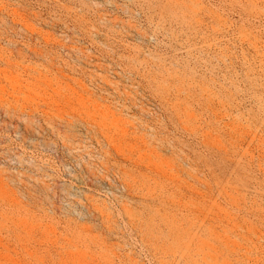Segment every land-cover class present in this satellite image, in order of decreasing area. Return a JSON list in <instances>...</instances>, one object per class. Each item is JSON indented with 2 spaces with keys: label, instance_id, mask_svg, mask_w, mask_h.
Here are the masks:
<instances>
[{
  "label": "rangeland",
  "instance_id": "rangeland-1",
  "mask_svg": "<svg viewBox=\"0 0 264 264\" xmlns=\"http://www.w3.org/2000/svg\"><path fill=\"white\" fill-rule=\"evenodd\" d=\"M0 264H264V0H0Z\"/></svg>",
  "mask_w": 264,
  "mask_h": 264
}]
</instances>
